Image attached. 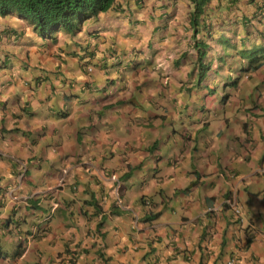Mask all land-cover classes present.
Instances as JSON below:
<instances>
[{"label":"crops","instance_id":"0c3cea01","mask_svg":"<svg viewBox=\"0 0 264 264\" xmlns=\"http://www.w3.org/2000/svg\"><path fill=\"white\" fill-rule=\"evenodd\" d=\"M211 1L202 81L189 0H114L52 41L0 18V264H264V62L239 70L264 0Z\"/></svg>","mask_w":264,"mask_h":264},{"label":"trees","instance_id":"16d2710c","mask_svg":"<svg viewBox=\"0 0 264 264\" xmlns=\"http://www.w3.org/2000/svg\"><path fill=\"white\" fill-rule=\"evenodd\" d=\"M210 1L189 0L192 5L189 21L193 38L200 30L211 27L206 16H203L206 13V7L212 5ZM113 2L114 0H0V16L15 14L18 18L26 19L33 27H39L43 36L50 35L52 31L60 27L68 35H75L80 31L82 22L87 19H96L100 13L106 12ZM212 8H214L213 5ZM226 45H229V42H226ZM193 49L197 61L200 62L207 45L202 40H194ZM241 51L244 52V50ZM245 51L248 58L247 64L241 67L240 71H253L262 65L264 46ZM145 202V199L141 200L142 204ZM157 215L158 212L150 213L143 219L150 221Z\"/></svg>","mask_w":264,"mask_h":264},{"label":"clouds","instance_id":"9594fccd","mask_svg":"<svg viewBox=\"0 0 264 264\" xmlns=\"http://www.w3.org/2000/svg\"><path fill=\"white\" fill-rule=\"evenodd\" d=\"M189 4H190V2H189ZM190 6H191V10H192V5L190 4ZM206 9L208 10V6L206 7ZM207 10L205 11L206 13L203 15V16H206V20L211 24V20H210V17L208 16V12H207ZM4 17H13V18H18V17H16L15 16V14H10V15H7V16H0V18H4ZM18 19H22V18H18ZM24 20H26V19H24ZM88 20V19H87ZM26 22L29 24V25H31L27 20H26ZM83 23V22H82ZM82 25V24H81ZM32 26V25H31ZM61 28V27H60ZM59 29V28H58ZM57 29V30H58ZM62 29V28H61ZM81 29V28H80ZM2 30H6V28H3ZM57 30H55V31H57ZM63 30V29H62ZM192 30V29H191ZM7 31V34H8V37H12V39L13 40H15V39H17V37H19V34L17 33V32H14V31H9V30H6ZM55 31H52L51 32V34L50 35H47V36H43L44 38H47V39H50L51 41L55 38V36H54V33H55ZM63 32H64V30H63ZM210 32H211V27H210V29H207V30H200L198 33H196V35H195V37L193 38V42H194V40H202L206 45H207V49H206V52H205V54H204V56H203V58H202V60L199 62V61H197V59H196V63H197V66H198V70H197V75H200V80L201 79H206L208 76H209V73H210V71H212L213 73H214V71L216 70L217 71V64H218V62L220 61H215V65H214V67L211 69V70H207V69H210V66H211V62H210V60L212 59V55H211V53L212 52H216V50H215V40H213V38H212V36L210 35ZM65 33V32H64ZM67 34V33H66ZM70 36H73V35H70ZM191 36H192V32H191ZM251 50V49H250ZM194 52H195V50H194ZM227 54H229V53H227ZM114 57L119 61V63L121 62V61H124V55L123 54H117L116 52H114ZM217 55L219 56V59H220V55L217 53ZM195 58H196V53H195ZM248 59V58H247ZM123 64H125V63H123ZM86 70H87V72H89V71H91V68L90 67H88V68H86ZM204 71V72H203ZM202 73H203V75H202ZM199 80V81H200ZM202 81V80H201ZM23 172H24V166H20V169H19V175L21 174H23ZM109 177L112 179V180H115V176H114V174H110L109 175ZM227 203L229 204V205H231L232 206V211L235 213V214H237V212H238V209H237V207H236V204H235V202L234 201H232V200H228L227 201ZM48 219H49V216L48 215H45L44 217H42V219H41V223H43V222H45V223H47V221H48ZM19 252V254L21 253V249H19L18 248V250H16V252H15V254L16 255H19V254H17ZM223 264H235V257L234 256H230L229 258H227L224 262H223Z\"/></svg>","mask_w":264,"mask_h":264},{"label":"rangeland","instance_id":"374dc122","mask_svg":"<svg viewBox=\"0 0 264 264\" xmlns=\"http://www.w3.org/2000/svg\"><path fill=\"white\" fill-rule=\"evenodd\" d=\"M143 2L144 1H146V0H142ZM147 1H150V0H147ZM9 18H11V17H9ZM31 32L35 35V36H38L37 37V39H39V40H41V38H44L43 37V35H41V33H40V28L39 27H33V26H31ZM224 47V46H223ZM225 48V47H224ZM228 53L229 54H231L232 53V51L230 50V51H228ZM10 60V57L6 60V62H5V68H6V72H5V76L6 77H9V76H14L15 74H20V72H21V70H22V68H23V64H21L20 66H16V67H12V66H10L9 64H8V61ZM219 61V56L218 55H216V56H214L211 60H210V62H211V66H210V69H207V70H211L213 67H214V65H215V61ZM0 68H2V67H0ZM15 68H18L19 69V71H16V69ZM39 73H41V71H38V74ZM5 81L6 79H4L1 75H0V81ZM222 99H223V96H222ZM219 99H217V101H218ZM233 131H234V133H236V129L235 128H233ZM162 134L164 135V137L166 136V133L164 132V130H162ZM218 141H221V140H218ZM165 147H164V144H161V149H164ZM165 153V152H164ZM197 174H199V172L197 171L196 172ZM63 181L62 180H60V183H62Z\"/></svg>","mask_w":264,"mask_h":264}]
</instances>
